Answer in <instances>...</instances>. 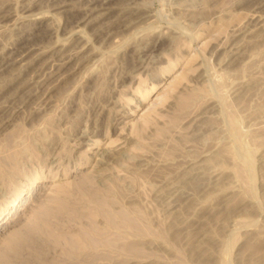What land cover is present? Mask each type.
I'll return each mask as SVG.
<instances>
[{
	"label": "rangeland",
	"instance_id": "obj_1",
	"mask_svg": "<svg viewBox=\"0 0 264 264\" xmlns=\"http://www.w3.org/2000/svg\"><path fill=\"white\" fill-rule=\"evenodd\" d=\"M15 203L0 264H264V0H0Z\"/></svg>",
	"mask_w": 264,
	"mask_h": 264
},
{
	"label": "bare ground",
	"instance_id": "obj_2",
	"mask_svg": "<svg viewBox=\"0 0 264 264\" xmlns=\"http://www.w3.org/2000/svg\"><path fill=\"white\" fill-rule=\"evenodd\" d=\"M59 2V1H58ZM57 4V3H56ZM68 4V3H67ZM95 6V5H94ZM55 7V6H54ZM97 7V6H96ZM99 7V6H98ZM64 8V7H63ZM29 48V47H28ZM71 49V48H70ZM71 56V55H70ZM64 58H66V57H64ZM36 83V82H35ZM153 89V88H152ZM30 197V195L26 198V199H28ZM186 197V196H185ZM17 198H18V202L20 201V199H19V194H18V196H17ZM25 199V200H26ZM189 199V198H188ZM23 200V199H22ZM196 200V199H195ZM21 202V201H20ZM189 202H187V204H188ZM189 205L190 204H188L187 206L189 207ZM185 207V206H184ZM18 207V205H17V203H15V204H13L11 207H9V209L8 210H6V211H4V212H0V226L5 222V220H3L4 219V216L5 215H7V213H10L11 215H13L17 210H18V212H17V215H18V213L20 212V210L22 209V208H19ZM186 208V207H185ZM190 209V208H189ZM186 211V210H185ZM188 212V211H187ZM186 212V213H187ZM185 213V212H184ZM183 213V214H184ZM185 213V214H186ZM16 215V216H17ZM16 216L15 217H13L12 216V218H11V220H14V219H16ZM186 216V215H185ZM179 221V220H178ZM182 222V221H181ZM0 229H1V227H0ZM204 231V230H203ZM203 231H201L202 232V234H203ZM0 232H1V230H0ZM200 232V233H201ZM209 236V235H208ZM209 238V237H208ZM207 238V239H208ZM203 240V239H202ZM202 244V243H201Z\"/></svg>",
	"mask_w": 264,
	"mask_h": 264
}]
</instances>
